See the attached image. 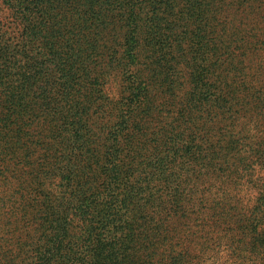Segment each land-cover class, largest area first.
I'll return each instance as SVG.
<instances>
[{
    "label": "trees",
    "instance_id": "trees-1",
    "mask_svg": "<svg viewBox=\"0 0 264 264\" xmlns=\"http://www.w3.org/2000/svg\"><path fill=\"white\" fill-rule=\"evenodd\" d=\"M0 264H264V0H0Z\"/></svg>",
    "mask_w": 264,
    "mask_h": 264
}]
</instances>
